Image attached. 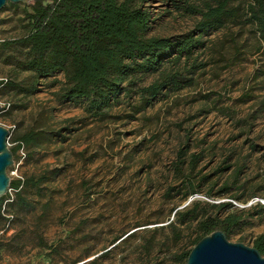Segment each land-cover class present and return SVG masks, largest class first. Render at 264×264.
Returning a JSON list of instances; mask_svg holds the SVG:
<instances>
[{"label": "rangeland", "instance_id": "1", "mask_svg": "<svg viewBox=\"0 0 264 264\" xmlns=\"http://www.w3.org/2000/svg\"><path fill=\"white\" fill-rule=\"evenodd\" d=\"M184 3L134 0L151 15L149 37L156 38L194 29L200 18L178 10ZM233 4L241 17L204 37L201 70L182 67L179 91L138 112L139 90L159 76L147 75L98 119L83 102L58 100L61 85L52 84L63 74L41 80L31 96L9 86L30 76L20 68L28 49L1 44L30 33L31 10L8 3L0 11V81L9 82L0 87V126L10 132L9 148L30 130L63 132V139L22 149L8 170L12 180L51 174L30 192L32 210L5 215L0 264H187L182 257L193 250L199 223L228 214L241 216L228 240L253 247L264 234V41L248 12L254 0ZM181 149L187 156L178 172ZM193 155L200 161L192 172ZM225 203L232 206L215 207ZM188 210L197 219L178 224L175 214Z\"/></svg>", "mask_w": 264, "mask_h": 264}, {"label": "trees", "instance_id": "2", "mask_svg": "<svg viewBox=\"0 0 264 264\" xmlns=\"http://www.w3.org/2000/svg\"><path fill=\"white\" fill-rule=\"evenodd\" d=\"M120 1L35 0L28 6L31 10L28 16L32 26L30 33L1 44L3 49L13 45H23L28 49L20 68L30 76L21 83H10L9 86L20 94L31 96L38 93L41 80L63 74V82L55 80L52 84L61 85L56 94L58 100L64 103L83 102L85 112L98 119L105 118L109 110L119 103L120 97L130 96L143 77L158 74L154 83L139 90L137 111L141 112L153 105L164 92L181 89L182 67L191 65L193 70H201L196 56L206 48L205 36L235 23L241 17V7L233 4L235 0H197L199 5L186 0L178 10L183 9L190 16L200 18L194 29L178 39L156 38L149 37L153 24L151 15L135 7L134 0ZM248 12L264 41V0H254ZM166 65L177 70L162 71ZM8 83L2 80L0 87ZM62 135V131L43 130H30L18 135L13 138L16 146L11 148L14 160L19 159L22 149L42 147L52 138L63 139ZM186 156L184 149L178 152V172L182 171ZM199 161L197 155L191 157L190 171L195 170ZM50 174L46 173L38 180H12L10 190L15 192V198L12 200L7 194L0 199V225L7 219L5 215L13 216L16 212L33 209L30 192L47 182ZM7 201L11 202L7 204ZM231 206V203H225L215 207L227 210ZM258 207L264 212V205L258 204ZM194 213V210L177 212V223L184 224L185 217L192 215L191 220L195 221L197 217ZM240 221L238 214H228L225 218H204L199 223L200 236L194 247L218 231L228 237ZM252 248L264 257V234L255 240ZM191 251L182 259L188 260Z\"/></svg>", "mask_w": 264, "mask_h": 264}, {"label": "water", "instance_id": "3", "mask_svg": "<svg viewBox=\"0 0 264 264\" xmlns=\"http://www.w3.org/2000/svg\"><path fill=\"white\" fill-rule=\"evenodd\" d=\"M34 1L0 0V11L8 3L30 6ZM1 111L2 106L0 105ZM9 135L10 132L0 126V199L10 191L12 179L8 174V170L15 163L14 155L8 144ZM187 264H264V257L255 248L248 247L240 242H230L224 232L218 231L202 239L193 248Z\"/></svg>", "mask_w": 264, "mask_h": 264}, {"label": "built area", "instance_id": "4", "mask_svg": "<svg viewBox=\"0 0 264 264\" xmlns=\"http://www.w3.org/2000/svg\"><path fill=\"white\" fill-rule=\"evenodd\" d=\"M264 203V202H263Z\"/></svg>", "mask_w": 264, "mask_h": 264}]
</instances>
